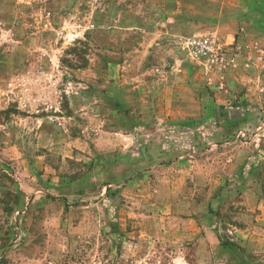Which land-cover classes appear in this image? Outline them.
<instances>
[{"label":"rangeland","instance_id":"1","mask_svg":"<svg viewBox=\"0 0 264 264\" xmlns=\"http://www.w3.org/2000/svg\"><path fill=\"white\" fill-rule=\"evenodd\" d=\"M241 3L0 0V264H264V36L218 28Z\"/></svg>","mask_w":264,"mask_h":264},{"label":"crops","instance_id":"2","mask_svg":"<svg viewBox=\"0 0 264 264\" xmlns=\"http://www.w3.org/2000/svg\"><path fill=\"white\" fill-rule=\"evenodd\" d=\"M242 3L237 10H234L235 14L223 11L220 12V20L218 21V28L221 32L230 31V35L234 37V40L241 41L245 45L249 46L255 42V38L264 36V29H262L256 23L257 15L256 11H251L250 6H262L264 7V0H239ZM222 6H225V0H216ZM239 19H237V18ZM235 18L237 20H235ZM237 32H236V31ZM248 32L254 33L250 36ZM238 33V34H237ZM229 35V36H230Z\"/></svg>","mask_w":264,"mask_h":264},{"label":"built area","instance_id":"3","mask_svg":"<svg viewBox=\"0 0 264 264\" xmlns=\"http://www.w3.org/2000/svg\"><path fill=\"white\" fill-rule=\"evenodd\" d=\"M189 54L207 72H220L231 67L235 60L231 59V45L221 42L216 37L191 39L186 44Z\"/></svg>","mask_w":264,"mask_h":264},{"label":"trees","instance_id":"4","mask_svg":"<svg viewBox=\"0 0 264 264\" xmlns=\"http://www.w3.org/2000/svg\"><path fill=\"white\" fill-rule=\"evenodd\" d=\"M251 11H256V15H257V20L256 23L258 24V26H260L262 29H264V7L262 6H256V5H251L250 6Z\"/></svg>","mask_w":264,"mask_h":264}]
</instances>
